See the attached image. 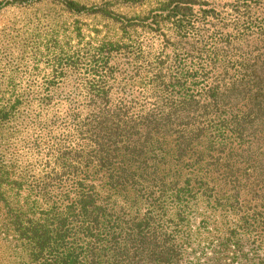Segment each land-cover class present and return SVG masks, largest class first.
<instances>
[{
  "label": "trees",
  "instance_id": "obj_1",
  "mask_svg": "<svg viewBox=\"0 0 264 264\" xmlns=\"http://www.w3.org/2000/svg\"><path fill=\"white\" fill-rule=\"evenodd\" d=\"M145 2L0 0L5 264H264V0Z\"/></svg>",
  "mask_w": 264,
  "mask_h": 264
},
{
  "label": "rangeland",
  "instance_id": "obj_2",
  "mask_svg": "<svg viewBox=\"0 0 264 264\" xmlns=\"http://www.w3.org/2000/svg\"><path fill=\"white\" fill-rule=\"evenodd\" d=\"M80 2L83 3H98L100 0H79ZM158 0H146L145 4L142 5L141 7H132V8H122V6L119 7L118 11L119 12H124V13H134V12H139L141 9L148 8L152 5L153 3ZM220 5L222 4H231L236 0H212ZM119 2V1H118ZM22 13L18 10H8L6 12H0V29L3 24L7 23V21H10L13 17H20ZM99 18H95L93 20L89 18H83V22H91L96 23ZM1 39V37H0ZM5 39V38H4ZM17 57V59H16ZM17 60V61H14ZM17 62V66L15 63ZM31 63L29 61H26L25 56L20 55V52L16 53L13 49L7 47L4 44H0V82H6L9 80H26L27 77H29V74H27L25 71L26 69H29V66ZM43 65L40 64L39 69H42ZM17 71H15V69ZM20 70V71H18ZM44 72H47L46 70ZM34 74H30V77H33ZM38 80V79H37ZM0 264H5L4 260L1 258L0 255Z\"/></svg>",
  "mask_w": 264,
  "mask_h": 264
}]
</instances>
